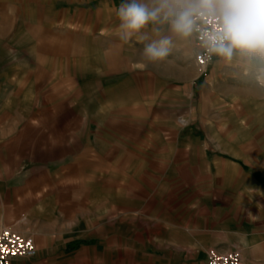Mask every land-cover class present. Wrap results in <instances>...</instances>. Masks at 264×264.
I'll list each match as a JSON object with an SVG mask.
<instances>
[{
	"label": "rangeland",
	"instance_id": "374dc122",
	"mask_svg": "<svg viewBox=\"0 0 264 264\" xmlns=\"http://www.w3.org/2000/svg\"><path fill=\"white\" fill-rule=\"evenodd\" d=\"M122 2L0 0V226L34 236V264H206L260 242L264 58L200 73L163 13L122 41ZM166 35L169 56L142 60Z\"/></svg>",
	"mask_w": 264,
	"mask_h": 264
},
{
	"label": "clouds",
	"instance_id": "9594fccd",
	"mask_svg": "<svg viewBox=\"0 0 264 264\" xmlns=\"http://www.w3.org/2000/svg\"><path fill=\"white\" fill-rule=\"evenodd\" d=\"M178 0H123L116 15L120 21V39L127 43L149 24L157 23L161 14L170 20L171 32L188 36L197 16L211 17L218 31L213 36L211 51L231 58L234 52L264 58V0H189L173 7ZM159 34L158 29H153ZM172 37L161 36L146 43L142 60L154 63L167 58L172 49ZM141 67L146 66L141 64Z\"/></svg>",
	"mask_w": 264,
	"mask_h": 264
},
{
	"label": "built area",
	"instance_id": "2783aa9c",
	"mask_svg": "<svg viewBox=\"0 0 264 264\" xmlns=\"http://www.w3.org/2000/svg\"><path fill=\"white\" fill-rule=\"evenodd\" d=\"M217 31V25L211 17L194 18L191 31L196 47L194 64L200 73H204L213 60L215 53L211 48L214 43L213 36ZM36 254V245L31 236L9 226H0V264H11L13 260L19 258H34ZM206 264H241V254L236 249L220 252L210 248L206 252Z\"/></svg>",
	"mask_w": 264,
	"mask_h": 264
},
{
	"label": "crops",
	"instance_id": "0c3cea01",
	"mask_svg": "<svg viewBox=\"0 0 264 264\" xmlns=\"http://www.w3.org/2000/svg\"><path fill=\"white\" fill-rule=\"evenodd\" d=\"M225 60V59H224ZM223 59L218 62L220 65ZM25 220L22 218L20 222H24ZM34 240V236H32ZM35 241V240H34ZM245 248L241 250V264H264V236L260 238V242L252 241L250 244H243ZM248 247V249H247ZM11 264H34L32 261L28 259H15Z\"/></svg>",
	"mask_w": 264,
	"mask_h": 264
},
{
	"label": "snow or ice",
	"instance_id": "6c2138e0",
	"mask_svg": "<svg viewBox=\"0 0 264 264\" xmlns=\"http://www.w3.org/2000/svg\"><path fill=\"white\" fill-rule=\"evenodd\" d=\"M14 254V253H13Z\"/></svg>",
	"mask_w": 264,
	"mask_h": 264
}]
</instances>
